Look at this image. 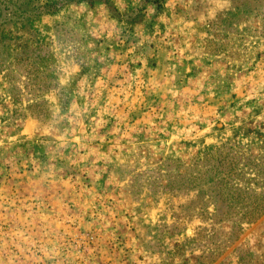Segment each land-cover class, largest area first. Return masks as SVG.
Returning <instances> with one entry per match:
<instances>
[{"label":"rangeland","instance_id":"rangeland-1","mask_svg":"<svg viewBox=\"0 0 264 264\" xmlns=\"http://www.w3.org/2000/svg\"><path fill=\"white\" fill-rule=\"evenodd\" d=\"M263 194L264 0H0V264H264Z\"/></svg>","mask_w":264,"mask_h":264},{"label":"trees","instance_id":"trees-1","mask_svg":"<svg viewBox=\"0 0 264 264\" xmlns=\"http://www.w3.org/2000/svg\"><path fill=\"white\" fill-rule=\"evenodd\" d=\"M224 146V147H223ZM223 148H219L216 146H212L210 148H206L205 150L198 151L194 156L191 157L190 161L179 159V158H168L167 163L168 165L174 164L177 167L181 166L183 167V170H176L175 172L169 171L167 174L172 181V185H175V187L179 188H187L189 186L197 189L198 193V199L199 196H202L204 198V207H202L200 210L205 211L206 206L208 204H212V199L214 197V190H218V195H229V192L227 191L229 189L230 180H229V173L226 171L227 169V163L229 162V152L227 151L228 147L223 145ZM245 154V152L242 153V155ZM242 159H245V157H242ZM239 162V161H238ZM243 173V168H241ZM247 179L243 177L240 178V181H246ZM245 183V184H246ZM216 187V188H215ZM232 187L235 188L237 191L238 196L240 197L242 194L249 192L250 185H243L239 182H235L232 184ZM264 196V194H263ZM219 199V198H218ZM228 207L231 208L232 205L228 204ZM200 212V214L205 215L203 212ZM217 208H215L214 215L217 216V218H210L215 222L216 224L224 223L227 221H230L233 218H221L216 214ZM264 212V203H259L255 206H253L252 210L249 211V214L251 213H257L262 214ZM244 219V221L242 220ZM257 218H241V220H237V225L232 226V228H241V225L243 222H250L252 220H255ZM247 252V251H246ZM239 257H242L238 263H243V256L245 255V252H239Z\"/></svg>","mask_w":264,"mask_h":264}]
</instances>
